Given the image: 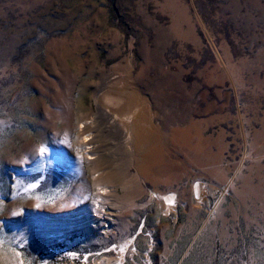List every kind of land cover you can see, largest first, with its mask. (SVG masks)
<instances>
[{
	"label": "rangeland",
	"instance_id": "374dc122",
	"mask_svg": "<svg viewBox=\"0 0 264 264\" xmlns=\"http://www.w3.org/2000/svg\"><path fill=\"white\" fill-rule=\"evenodd\" d=\"M0 264H264V0H0Z\"/></svg>",
	"mask_w": 264,
	"mask_h": 264
},
{
	"label": "bare ground",
	"instance_id": "6f19581e",
	"mask_svg": "<svg viewBox=\"0 0 264 264\" xmlns=\"http://www.w3.org/2000/svg\"><path fill=\"white\" fill-rule=\"evenodd\" d=\"M140 112L138 99H136L134 93H129L127 90H116L113 87L101 89V93L97 98L96 119L102 123L104 122L107 128L113 127L117 132L123 134V146L131 148L129 153L132 159L131 164L138 171H144L151 169L159 161L160 155L156 152L147 155L148 153L144 152L146 143L151 140L150 136L152 133L150 131L151 134H144V129L141 127L140 118L142 116L139 115ZM87 143L88 140L83 141V144ZM194 191L197 196H201L199 184H195ZM151 195L161 199L169 210L174 206V195L172 193L162 195L151 193Z\"/></svg>",
	"mask_w": 264,
	"mask_h": 264
},
{
	"label": "snow or ice",
	"instance_id": "6c2138e0",
	"mask_svg": "<svg viewBox=\"0 0 264 264\" xmlns=\"http://www.w3.org/2000/svg\"><path fill=\"white\" fill-rule=\"evenodd\" d=\"M41 153H43L45 150L43 148L40 149Z\"/></svg>",
	"mask_w": 264,
	"mask_h": 264
}]
</instances>
